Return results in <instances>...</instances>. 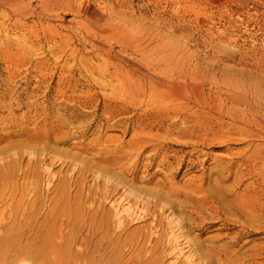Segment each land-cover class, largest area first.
<instances>
[{
  "label": "rangeland",
  "instance_id": "374dc122",
  "mask_svg": "<svg viewBox=\"0 0 264 264\" xmlns=\"http://www.w3.org/2000/svg\"><path fill=\"white\" fill-rule=\"evenodd\" d=\"M42 1L0 0V128L51 160L38 197L8 202L0 264H264V0Z\"/></svg>",
  "mask_w": 264,
  "mask_h": 264
},
{
  "label": "bare ground",
  "instance_id": "6f19581e",
  "mask_svg": "<svg viewBox=\"0 0 264 264\" xmlns=\"http://www.w3.org/2000/svg\"><path fill=\"white\" fill-rule=\"evenodd\" d=\"M7 1V0H6ZM9 2V1H8ZM41 4L43 5V6H41V7H47V6H49L50 4H49V2L47 1V0H43L42 2H41ZM18 6V5H17ZM98 23V22H97ZM99 26V25H98ZM101 27V26H100ZM104 27V26H103ZM90 29V28H89ZM102 29V28H101ZM120 29H121V27H120ZM104 30H105V28H104ZM110 30V29H109ZM116 30V29H115ZM124 30V29H123ZM113 31V30H112ZM126 31V30H125ZM96 32V31H95ZM107 32V31H106ZM119 34H113V35H111L112 36V38H113V41H117L120 45H123L122 47L124 48V44H126V46H127V43L129 42V41H131L132 39H133V34H131L130 32H127V33H125V32H123L122 33V31L120 30L119 32H118ZM102 34V33H101ZM137 34H139L138 32H137ZM136 34V35H137ZM111 36H108V37H111ZM153 36V35H152ZM136 37V36H135ZM138 38V37H137ZM142 39V38H141ZM140 39V40H141ZM154 39V38H153ZM152 39V40H153ZM156 39H157V37H156ZM137 41V40H136ZM150 41V40H149ZM132 42H133V40H132ZM152 42V41H151ZM157 42V41H156ZM165 42V41H164ZM141 43V42H140ZM139 43V44H140ZM132 44V43H131ZM152 44V43H151ZM164 44H166V43H164ZM138 45V44H137ZM142 45V44H141ZM144 45V44H143ZM150 45V44H149ZM151 46V45H150ZM157 46V45H156ZM159 46V45H158ZM128 47V46H127ZM136 47H139V46H136ZM141 47V46H140ZM147 47H149V46H147ZM126 48V47H125ZM156 48H158V47H156ZM140 49H142V48H140ZM153 49V48H152ZM128 50V49H127ZM144 50H145V48H144ZM147 50V49H146ZM145 50V51H146ZM151 50V49H150ZM123 51V50H122ZM128 51H130V50H128ZM139 51V50H138ZM156 51V50H155ZM131 52V51H130ZM140 52V51H139ZM138 52V53H139ZM159 52V51H158ZM150 53V52H149ZM160 53V52H159ZM134 55V54H133ZM149 55V54H148ZM147 55V56H148ZM138 56H139V54H138ZM150 57V56H149ZM140 58V57H139ZM141 59V58H140ZM146 59H148V58H146ZM158 59V58H157ZM145 60V59H144ZM157 61V60H156ZM166 61V60H165ZM170 61V60H169ZM121 61H119V63H120ZM118 63V62H117ZM118 63V64H119ZM132 63V62H131ZM168 63V62H167ZM124 64V63H123ZM117 65V64H116ZM121 65H122V63H121ZM126 65V64H125ZM130 66L131 67H133V69L135 70V72H137V73H139V72H141V67H140V65H139V63L138 62H136V63H133V64H130ZM117 71L120 73V71H122L121 69V66L120 65H118L117 67ZM127 68V67H126ZM156 68V67H155ZM129 69H131V68H129ZM195 69V68H194ZM190 70V69H189ZM132 71V70H131ZM157 72L158 73H161V74H164V75H167V76H172V75H178V76H180V78H182V79H184V78H186V76H187V74H189V71H182V72H178V71H175L172 67H171V65L169 66L168 64H166V62L165 63H163V64H161V65H159V67L157 68ZM128 73V72H127ZM192 74V73H191ZM196 74V73H195ZM198 74V73H197ZM160 76V75H159ZM162 76V75H161ZM193 75H191V77H192ZM195 76H197V75H194L193 77V79H195V80H199V77H198V79L195 77ZM202 76V75H201ZM167 78V77H166ZM168 79V78H167ZM192 79V78H191ZM190 79V77H189V81H192ZM203 79V78H202ZM222 79V78H221ZM220 78H219V80H215L214 82H211L210 84H212V87L213 88H215L216 89V91H217V95H218V92H220V91H223L222 90V85L224 84V82H222V81H220L221 80ZM173 80V79H172ZM201 80V79H200ZM213 81V80H212ZM157 82V81H156ZM158 82H160V85L162 84V85H164V86H166L167 88H169V89H176V91L178 92V95L182 98V96H184L183 94H184V91H186L185 90V88H184V82H183V84L182 85H174V84H172V83H168L167 81L165 82H163V80L162 81H160V80H158ZM195 82V81H194ZM180 83V82H179ZM226 83V82H225ZM236 83V82H235ZM158 84V83H157ZM197 84V83H196ZM202 84V83H201ZM200 85V84H199ZM234 85V84H233ZM229 86V85H228ZM242 86V85H241ZM241 86H239V84L238 85H235V86H233V87H228V88H226L228 91L226 92L227 94H228V96L230 95V96H233V98H237L238 96L236 95V94H239V93H242V92H244L245 93V90L244 89H242L243 87H241ZM129 87V86H128ZM211 87V86H210ZM193 88V91H194V93H195V95H198L199 94V88L198 87H196V86H193L192 87ZM202 88H204V86L202 87ZM202 92V91H201ZM200 92V93H201ZM224 92V91H223ZM206 93V92H205ZM189 94V93H188ZM216 94H214L215 96H211L212 98H209L210 100H208V102H205V106L206 107H210L211 109L210 110H212L213 108H212V106L213 107H215L216 105H215V103H217V101H218V98L216 97ZM176 96V95H175ZM229 96V97H230ZM199 97V96H198ZM220 97V96H219ZM228 98V97H227ZM232 98V97H231ZM233 98H232V100H233ZM239 100V99H238ZM241 100V99H240ZM205 101V100H204ZM222 101V100H221ZM228 102H229V100H228ZM235 103V102H234ZM238 103V102H237ZM84 104V103H83ZM200 104V103H199ZM221 104V103H220ZM236 104V103H235ZM202 105V104H201ZM215 105V106H214ZM214 110V109H213ZM6 119V118H5ZM60 120V119H59ZM47 121V120H46ZM44 122V121H43ZM57 122V121H56ZM60 122V121H59ZM58 122V123H59ZM61 123V122H60ZM59 123V124H60ZM76 123V122H75ZM7 124V123H6ZM51 124V123H50ZM55 124H57V123H55ZM20 125V124H19ZM48 125H49V123H48ZM65 125V124H64ZM28 126V125H27ZM51 127H52V125H50ZM62 126V125H61ZM12 127L13 126H11V125H6V126H3L2 128H0V145L3 143V142H6L7 143V145L5 146V147H1L0 148V229L2 228V229H4L5 228V226L3 227V220H4V216H3V214H4V212L6 211V209H7V207H8V202L9 201H13L14 199H15V196L17 195V197L19 196V198L17 199V200H15V202H14V204L16 205V204H18L17 206H19V205H21L22 206V204L23 203H25V199H29L30 201H31V197L32 196H34V195H36V194H38L39 193V191L37 190V189H39L38 187H39V181H38V179L36 178V177H33L34 176V170H38V171H42V177L44 178V180H45V182H46V187H48L49 186V180H51V179H49L50 178V175H51V173H50V166L48 167V166H46V165H48V163H47V161H49L50 160V158H47V157H50V156H47L48 154L50 155V153H48L46 150L47 149H45V153L47 154V155H42L41 156V152H42V150H41V152H40V154H37V152H35V151H29V150H23V149H21L20 147H18V145H16V144H13V142L12 141H8V139L9 138H11L12 136H13V129H12ZM47 127V126H46ZM53 127H55L54 128V130H52L53 131V133H52V136H54V140L53 139H51V140H53L54 142H53V144H56L55 143V139H56V137H57V135L59 136V132L61 133V131H60V127L58 128L57 126H54L53 125ZM58 129H57V128ZM36 128V127H35ZM43 128V127H42ZM49 128V127H48ZM22 129V128H21ZM45 129V128H44ZM47 129V128H46ZM52 129V128H51ZM107 129V128H106ZM37 130V129H36ZM35 130V131H36ZM39 130H37V132H38ZM50 131V130H49ZM124 131V130H123ZM33 132V131H32ZM43 132V131H42ZM47 133H49V132H47ZM43 134V133H42ZM47 135V134H46ZM19 136V135H18ZM50 136V135H49ZM44 137V136H43ZM76 137V136H75ZM131 137V136H130ZM41 137H40V135L39 134H33L32 136H30L29 137V142H30V139L32 140V141H34V142H38V140L40 139ZM46 138V137H45ZM49 138V137H48ZM58 139V138H57ZM145 139V138H144ZM26 140V139H25ZM46 140V139H45ZM49 140V139H48ZM106 140H108V141H117L116 139H112L111 137L108 139V138H106V139H104V141H106ZM119 140V139H118ZM143 140V139H142ZM57 142V141H56ZM20 143V142H19ZM42 143V142H41ZM72 143H74V142H72ZM141 137H139V135H133L132 136V138H131V140L130 141H128L127 143H126V145H124V146H126V147H128L130 150H132V151H134L135 153H137V154H139V152H141ZM17 144H18V142H17ZM23 144V143H22ZM26 144H28V143H26ZM43 144V143H42ZM44 144H46V145H48V143H44ZM79 144H80V142H79ZM142 144H144V143H142ZM45 145V146H46ZM73 145V144H72ZM22 146V145H21ZM25 146V145H24ZM74 146V145H73ZM143 146V145H142ZM75 147V146H74ZM123 147V146H122ZM144 147V146H143ZM44 148H46V147H44ZM55 148V147H54ZM54 148H53V150H54ZM78 148V147H77ZM51 149V148H50ZM52 150V151H53ZM85 150V149H84ZM37 151V150H36ZM44 151V150H43ZM49 151V150H48ZM52 151H50L51 153H52ZM54 152V151H53ZM45 153H43V154H45ZM55 153V152H54ZM24 154H25V157H28V160H27V163H25V164H23V162L21 161L22 159H23V156H24ZM57 155H58V152L56 153ZM95 154V153H94ZM52 155H54V154H52ZM52 155H51V157H52ZM56 155V157H58ZM116 155V154H115ZM56 157H53L54 159H56ZM97 158V157H96ZM102 158V157H101ZM52 159V158H51ZM54 159H52V160H54ZM58 159V158H57ZM99 159V158H98ZM100 160V163L101 162H104V164H112L113 162H112V160L111 159H99ZM51 161V160H50ZM59 161V160H58ZM51 163V162H50ZM52 165H54V164H52ZM113 165V164H112ZM71 166V165H70ZM72 167V166H71ZM74 167V166H73ZM36 168V169H35ZM70 169V168H69ZM68 169V171H65V173H66V177H68V175H70V177L69 178H65L66 179V182L65 183H67L68 182V180H70L71 179V175H72V173H74V171H75V168L73 169H70L69 170ZM88 169V168H87ZM100 169H95L94 171H92V174H93V176H92V181H95V179H97L98 178V175H100L101 174V170L99 171ZM81 171V170H80ZM81 173V172H80ZM134 173V172H133ZM36 174H37V172H36ZM35 174V175H36ZM38 175V174H37ZM36 175V176H37ZM65 176V175H64ZM64 176L62 175V177H63V180L65 181V179H64ZM125 176H126V174H125ZM41 177V176H40ZM61 179V178H60ZM41 181V180H40ZM63 181V182H64ZM104 184L106 185V187H108V185L110 184V182H109V177H107L104 181ZM58 183H60V180H59V182ZM72 183V182H71ZM85 182H84V180H82V181H79V179H78V181H77V179L76 180H74L73 181V187L74 188H76V189H79V191L81 190V186L84 184ZM61 185H62V187H61V189L63 188V184H62V182L60 183ZM59 184V187L61 186ZM123 185V184H122ZM64 188H66L65 186H64ZM63 188V189H64ZM84 189V188H83ZM138 190V189H137ZM62 192V194L64 193V191H60V193ZM59 193V194H60ZM88 193H89V195H92V196H95V194H90V191L88 190ZM95 193V192H94ZM137 193H138V191H137ZM163 193V192H162ZM40 194V193H39ZM139 194V193H138ZM123 195H124V193H123ZM123 195H122V197H123ZM37 197H38V195H36ZM61 196V195H60ZM63 196V195H62ZM33 199V198H32ZM139 199V198H138ZM29 200H27V201H29ZM17 201V202H16ZM33 201H34V199H33ZM88 201H90L89 203L90 204H93V201H94V199L93 198H91V199H89ZM52 202V201H51ZM27 203V202H26ZM10 204H13V203H10ZM33 204V203H32ZM31 204V205H32ZM14 205V206H15ZM27 205H29V204H27ZM30 205V207H32ZM21 206H19V207H17V208H21ZM25 207V204H23V207L22 208H24ZM28 207V206H27ZM95 207V206H94ZM14 209V208H13ZM32 209V208H31ZM96 210V209H95ZM7 212V211H6ZM21 212V211H20ZM23 214V213H22ZM97 215V214H96ZM10 217V215H7V219H9V217ZM100 216V215H99ZM98 216V217H99ZM102 216V215H101ZM6 218V217H5ZM167 218V220L169 219V217L167 216L166 217ZM6 219V220H7ZM92 219V218H91ZM119 220V219H118ZM92 221V220H91ZM7 223V222H6ZM18 224V223H17ZM118 224H120V222H118L116 225H117V227H119L120 225H118ZM173 225V223L172 222H170V225ZM169 225V224H168ZM173 227H175V226H173ZM154 230V229H153ZM153 232V231H152ZM2 233H4V232H2ZM172 235H173V233H172ZM8 238H9V236H8ZM2 239H6V238H4V237H2ZM5 241V240H4ZM4 241H1V243H3Z\"/></svg>",
  "mask_w": 264,
  "mask_h": 264
}]
</instances>
